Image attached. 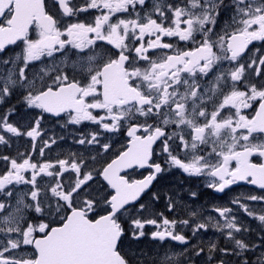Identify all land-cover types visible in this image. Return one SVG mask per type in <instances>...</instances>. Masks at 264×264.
<instances>
[{
  "label": "snow or ice",
  "instance_id": "obj_1",
  "mask_svg": "<svg viewBox=\"0 0 264 264\" xmlns=\"http://www.w3.org/2000/svg\"><path fill=\"white\" fill-rule=\"evenodd\" d=\"M52 8L45 0H0V103L21 91L23 104L38 110L26 131L10 122L14 107L0 115V146L11 149L19 137L31 141L30 152L0 154V264H196L205 248L188 247V237L176 231L190 220L169 219L140 203L164 171L150 162L153 144L162 139L166 163L208 177L206 186L216 192L239 181L264 191V163L249 159L264 158V140L253 142L254 134H264V55L258 49L244 59L253 41H264V0H53ZM90 10L92 18L81 19ZM223 12L228 17L217 31ZM18 42L20 53L3 58ZM37 62L43 66L36 68ZM254 104L255 114H244ZM44 114L66 115L68 124L90 121L105 132L126 125L130 139L99 167L97 157L111 144L102 143L96 131L76 141L96 147L90 160L83 153L33 160L37 148L43 157L56 143L41 136ZM175 141L183 156L173 153ZM146 166L154 171L143 179L121 175ZM44 177L50 179L41 184L38 178ZM152 199L160 197L153 193ZM245 199L264 201V195ZM231 203L264 228V214L256 215L239 197ZM167 208L176 211L171 199ZM214 211L223 223L209 216L192 225L193 236L212 227L233 247L210 243L206 264H213L217 252L219 264H227L223 256L257 249L251 264H264V232L259 244L246 243L234 233L252 229L238 225L227 206ZM147 225L155 227L150 234ZM149 236L160 242L151 252L132 246ZM169 240L184 248L173 252L169 245L161 254Z\"/></svg>",
  "mask_w": 264,
  "mask_h": 264
},
{
  "label": "flooded vegetation",
  "instance_id": "obj_2",
  "mask_svg": "<svg viewBox=\"0 0 264 264\" xmlns=\"http://www.w3.org/2000/svg\"><path fill=\"white\" fill-rule=\"evenodd\" d=\"M47 10L53 11L52 8L53 0H45ZM94 10H90L89 13L81 14V19H91ZM228 17L227 12H223L219 18V22L216 26L217 31L223 25L224 20ZM31 38H35L36 34L34 31H30ZM199 39V37H197ZM165 42L177 43L175 38H164ZM179 46L183 48H190L191 44H186L184 42H179ZM23 45L21 42H18L17 45H9L5 53L2 54L3 58H15L17 54L20 53ZM259 55H264V41H253L247 50V55L245 60L248 59V56H251L257 50ZM49 58L42 57L43 61H47ZM43 66L41 63L37 62L35 64L36 68ZM242 89V86H241ZM15 109L10 117V122H14L22 126L23 130H27V125L29 123L35 124V117L38 114V110L28 109L26 105L22 102L21 91L14 92L10 97H5L3 102L0 103V115H3L8 112L10 108ZM258 107L257 104H254L252 108L242 110L244 114L252 116L255 114V108ZM95 114V110H94ZM67 116L62 115L61 118L52 117L49 114H44V119L41 122V136L43 140L55 139L56 143L53 144L49 149L45 150V155L40 156L39 150L33 153V160L43 161H52L55 162L58 158H68L71 153L80 155L81 153L90 157L95 155L97 149L92 145H80L76 143L77 140L81 138L82 135L87 136L91 132L96 131L100 133V139L102 143L111 144V150L105 154L97 157L96 167L102 165L105 161L110 162L112 158L123 148H126L128 145L129 137L127 136V126L125 125L120 130L115 132H105L103 129L99 128L96 124L90 121H83L80 124H68L66 123ZM143 118H141V121ZM151 123V121H149ZM172 127L168 128V132L171 133ZM138 134H143L138 133ZM258 140H264V134H254ZM62 137V138H61ZM190 139V137H189ZM38 147L42 145V140L40 137L37 138ZM163 143L164 141L158 140L153 144V155L150 162L160 163L164 171L156 175V179L150 185V188L142 194V199L140 203H146L155 212H163L165 216L169 219H189L190 226L184 227L183 225H177L176 231L183 232L190 241L188 247H191L195 244H200L201 247L205 248V252L201 257L196 258V264H206L207 258V247L210 243L214 242L218 245V248H229L233 247L231 242H227L225 236L217 232L214 228L209 227L207 230L201 229L194 237L192 233V225L197 222L206 221L209 216L216 217L220 220V223H223V219L219 217V214L214 211L216 206H227L233 210L232 217L236 219L238 225L243 224L252 229L249 232L234 233L236 238L244 239L246 243L249 244H259L260 243V233L264 232V228H261L259 221L256 220L253 216H249L243 209L239 208L238 205L232 204L231 201L234 198L239 197L241 202L248 204L250 210H252L256 215L264 214V201H251L245 199L247 195H264V191L259 189L256 185L248 184L246 181H239L236 184L226 188L224 192H216L214 189L208 188L206 186L209 178L206 176H190L184 173L181 169L177 167L170 166L166 163L167 154L163 152ZM179 141L171 143V149L173 153H178L183 156V151L178 149L176 145ZM207 151H210L209 146H204ZM17 150L31 151V141L27 137L14 138L11 149L0 146V154H6L15 156ZM252 163H264V158L259 157L258 155H253L250 158ZM91 162H90V165ZM234 166V162H233ZM4 168V161H0V170ZM154 170L149 167L144 168H133L125 169L121 172V175H124L130 180H139L143 179L149 175ZM50 178H38L40 183L43 184L45 180ZM196 195L193 196L192 193ZM153 193H157L160 197L159 200H153ZM171 201L176 205L175 212H169L167 208V203ZM138 206V205H137ZM195 212L197 216L191 217L189 213ZM55 226V225H54ZM127 227V225H125ZM146 230L149 232L154 231L155 227L152 225H147ZM131 239L130 235L125 238L124 243L127 244ZM158 244L159 241H152L149 237L142 238L138 244L133 243V247H139L147 249L151 252ZM169 245L172 246L171 251L179 252L184 246L180 245L178 242L166 241L163 248L161 249V254H163L164 249H167ZM239 251V250H237ZM216 259L213 261V264H219V259L221 258V253L217 252ZM259 255V249L256 250V253L245 252L243 256L238 257L235 255H226L223 256V259L227 264H242L244 258L249 260V264L256 259V256Z\"/></svg>",
  "mask_w": 264,
  "mask_h": 264
}]
</instances>
